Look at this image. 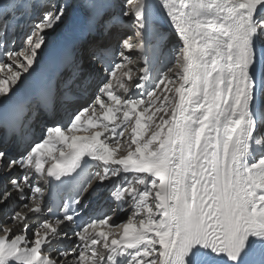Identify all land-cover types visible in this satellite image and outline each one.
<instances>
[{"label":"snow or ice","instance_id":"snow-or-ice-1","mask_svg":"<svg viewBox=\"0 0 264 264\" xmlns=\"http://www.w3.org/2000/svg\"><path fill=\"white\" fill-rule=\"evenodd\" d=\"M0 264H264V0H0Z\"/></svg>","mask_w":264,"mask_h":264}]
</instances>
